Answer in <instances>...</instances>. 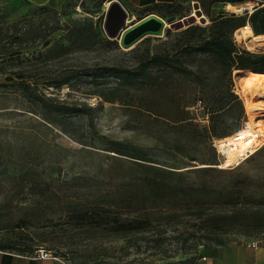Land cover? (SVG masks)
<instances>
[{"label":"rangeland","instance_id":"obj_1","mask_svg":"<svg viewBox=\"0 0 264 264\" xmlns=\"http://www.w3.org/2000/svg\"><path fill=\"white\" fill-rule=\"evenodd\" d=\"M214 1L178 0L161 7L147 19L151 27L158 23L157 31L135 39L131 28L147 13L139 12L119 37L108 39L101 0H51L46 6L0 0V251L31 255L43 249L68 264H197L194 252L203 256L208 250H184L177 239L200 234L189 227L194 220L182 226L185 219L179 217L166 226L159 210L137 212L149 205L137 204L142 170L136 165L180 171L244 167L249 176H264V147L226 165V156L213 146L247 121L238 72L232 73V90L227 78L215 86L217 65L205 55L182 57L184 29H169L168 21L193 11L205 18L195 24L203 27L218 16L247 18L257 9L246 0ZM234 35L239 50L264 53V47ZM163 51L181 57L191 77L153 70L155 80L123 87L109 74L132 70L144 56ZM198 72L208 81L191 83ZM230 95L237 99L226 107ZM220 105V113L208 114ZM183 155L198 162L190 165ZM135 217L147 224L121 229ZM220 239L224 245L254 242V248H264V235ZM191 244L189 239L185 248Z\"/></svg>","mask_w":264,"mask_h":264},{"label":"trees","instance_id":"obj_2","mask_svg":"<svg viewBox=\"0 0 264 264\" xmlns=\"http://www.w3.org/2000/svg\"><path fill=\"white\" fill-rule=\"evenodd\" d=\"M243 1L245 0L214 2L235 4ZM246 1L257 4V9L247 18L218 16L208 25L202 27L194 24L181 31V34L186 36L180 48L182 57L195 59L197 56L205 55L219 68L221 75L214 78L215 86L221 85L222 80L227 78V86L232 90V73L236 71L264 74V53L254 54L239 50L231 38L233 32L245 24L250 26L255 36H264V0ZM101 3H104V0H101ZM161 7L166 6L155 5L146 12L152 14ZM169 33L168 30L166 34ZM99 34L96 33L97 36ZM81 43L85 45L83 41ZM90 45L92 44H88ZM1 59L0 57V61ZM184 65L181 57H173L169 55V51H163L144 56L132 70L111 69L109 74L120 82L119 85L126 87L133 85L136 80H155L151 75L153 70L164 72L169 69L173 73H183L191 77L192 72L185 70ZM203 75L202 72H198V76L191 79V83L208 81L206 75H204L206 80L202 78ZM235 99L236 96L230 95L224 106L230 107ZM222 110L223 107L220 105L208 111V114L216 115ZM213 119L214 117L210 118V121ZM183 121L185 120H179L177 123ZM186 123L179 124V127L183 128L181 125ZM114 151L122 155L119 154L121 153L119 150ZM183 159L190 165L198 162V159L192 155H183ZM202 164L208 165L205 162ZM136 166L142 170L136 178L139 186L137 194L142 196L140 199L136 197L137 204L141 202L149 205L146 208L140 207L138 213L143 210L148 213L159 210L163 212L166 226L176 224L175 220L177 221L179 217L185 219L182 226L189 224L191 219L194 220L189 227L196 228L195 230L200 234H187L186 238L178 237L182 249L195 251L196 248L203 247L204 250H209L212 246H223V241L220 239L223 235L237 234L249 238L264 235V176H249L244 167L222 171L206 166L180 171L179 168L173 167ZM94 208L104 210V207ZM88 212L86 211L85 215H88ZM104 217L102 218L104 220L108 218V216ZM127 220V223L121 225V229L126 231H135L147 224V222L145 224L146 219L135 217ZM189 239H192V244L185 248ZM194 253L195 257L198 255V259L201 257L198 252Z\"/></svg>","mask_w":264,"mask_h":264},{"label":"bare ground","instance_id":"obj_3","mask_svg":"<svg viewBox=\"0 0 264 264\" xmlns=\"http://www.w3.org/2000/svg\"><path fill=\"white\" fill-rule=\"evenodd\" d=\"M236 41H246L255 47H264V36H255L249 25L235 32ZM238 72L239 92L244 98L247 121L243 128L216 141L213 146L219 155L226 156V165L234 164L247 154L264 147V74ZM240 94V93H239Z\"/></svg>","mask_w":264,"mask_h":264},{"label":"crops","instance_id":"obj_4","mask_svg":"<svg viewBox=\"0 0 264 264\" xmlns=\"http://www.w3.org/2000/svg\"><path fill=\"white\" fill-rule=\"evenodd\" d=\"M33 6H46L51 0H27ZM114 0L104 1L105 9L108 4ZM127 12L128 18L131 16L132 21L139 12L149 10L152 6H167L176 3L178 0H116ZM240 8L236 9V13ZM143 20L137 22L134 29L150 19L151 13H145ZM149 16V17H146ZM146 34V33H145ZM143 34L142 36H145ZM205 262L197 261V264H264V248H251L249 244L244 245H223L216 246L204 252ZM30 254L8 253L0 251V264H63L55 260H32Z\"/></svg>","mask_w":264,"mask_h":264},{"label":"water","instance_id":"obj_5","mask_svg":"<svg viewBox=\"0 0 264 264\" xmlns=\"http://www.w3.org/2000/svg\"><path fill=\"white\" fill-rule=\"evenodd\" d=\"M204 20H205L204 17H200L199 19H197L193 15L189 17H184L182 18V20L177 21V22L170 20L168 21L169 29L173 31H179L191 25L196 24V22H198L199 24H202ZM127 21H128V14L122 8L120 3L117 2L116 0L110 2L105 10L103 23H102V30L105 36L108 39H116L117 37H119L120 33L126 27ZM151 21H148V22L146 21L142 25L134 28L132 32L130 33L134 34V38L136 39L145 33L156 32L157 29L159 28V25L157 23L156 27H151L149 24V22Z\"/></svg>","mask_w":264,"mask_h":264},{"label":"built area","instance_id":"obj_6","mask_svg":"<svg viewBox=\"0 0 264 264\" xmlns=\"http://www.w3.org/2000/svg\"><path fill=\"white\" fill-rule=\"evenodd\" d=\"M257 5V4H256ZM194 13L195 11H193V16H194ZM249 246L251 248H254L255 247V243L252 242L251 244H249ZM30 259L32 260H55V261H59L63 264H68L66 262H64L62 259H60L59 257L51 254L50 252L48 251H45L43 249H40V250H36L35 252H33V254H31L30 256ZM199 262H205V257L204 256H201L199 259H198Z\"/></svg>","mask_w":264,"mask_h":264}]
</instances>
